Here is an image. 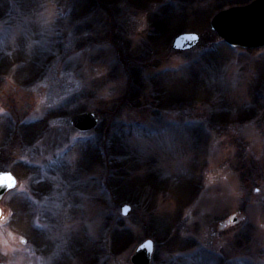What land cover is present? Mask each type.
Returning a JSON list of instances; mask_svg holds the SVG:
<instances>
[{"label": "rangeland", "instance_id": "374dc122", "mask_svg": "<svg viewBox=\"0 0 264 264\" xmlns=\"http://www.w3.org/2000/svg\"><path fill=\"white\" fill-rule=\"evenodd\" d=\"M138 1L0 0V61L22 50L43 64L39 76L24 66L22 83L0 76V116L52 117L26 141L6 129L0 157L19 172L0 199V263L132 264L150 238L149 264H264V96L254 88L264 93V46L232 48L209 28L219 10L252 0ZM182 32L198 33L197 45L173 49ZM130 69L139 83L129 92ZM161 71L175 75L154 84ZM168 77L192 82L183 92L201 98L160 109L154 97ZM83 112L97 118L90 130L70 124ZM182 184L194 195L180 207L172 189ZM13 199L31 214L16 227ZM171 213L158 243L145 225ZM173 240L189 246L177 252Z\"/></svg>", "mask_w": 264, "mask_h": 264}, {"label": "trees", "instance_id": "16d2710c", "mask_svg": "<svg viewBox=\"0 0 264 264\" xmlns=\"http://www.w3.org/2000/svg\"><path fill=\"white\" fill-rule=\"evenodd\" d=\"M90 1H91V4H95V5L98 6V3L96 2V0H90ZM158 1H160V0H147V1L146 0L145 1L144 0H139L138 2H139V5H141L144 8H146L148 6V4L156 3ZM159 4L160 3H157V5H159ZM167 5H168V3L163 2L162 4L159 5V7H160V9H163ZM171 21H172V19H168V22H171ZM181 22L184 25V27H187V26H188V28L191 27V26L192 27H197V26H195L196 24H190V23L186 22L184 19ZM196 23L199 24V21L196 22ZM156 25H158V29H159L160 21H158ZM184 27H182V28H184ZM177 30H178V28H177ZM151 37L154 38L153 40L155 42L156 39L161 37V34H157L156 32H153ZM154 44L156 46H158V47H162V45H163V44L159 45V42H155ZM213 44H214V42H213ZM213 48H214V45L211 44V48H210V50L209 49L208 50L211 51V53H213L212 52L214 50ZM157 50H158V48H157ZM22 52L23 51L20 50L18 52L19 55L13 54V56L9 60V62H11V64L7 63L6 60H4V61L1 60L0 61V76L11 75L18 83H22L24 80L27 79L26 77L23 76L24 75L23 74L24 66H26L27 64L28 65H32V66L35 65V67H36V75L37 76L40 75V73L42 72L41 71L42 68H39V67L42 66L43 64H41V63L37 64V62L35 61V59L33 57L25 56V54L22 53ZM18 63L21 65V66H18L19 68L17 67ZM16 67H17V69L15 71ZM130 73L132 75V78H131L132 83H130V85H129V92L131 91L133 83L134 84H135V82L139 83L138 80L134 79L136 77V75L138 74V70L135 71L134 69H132V70L130 69ZM166 75H175V74L174 73H172V74L168 73L167 71L157 72V73H155L152 76V78H151L152 82H154V84H155V82H159V81L162 80L159 77H164ZM164 82L165 81L163 80V84L164 85L166 83H171V84H169V86L166 85L161 90L159 89V91H156V96L154 97V99L157 101V104H158L157 106L160 109L161 108L162 109H166V108H169V107H171L172 105H175V104L179 105V104L182 103L183 100L188 102V103H190L193 100L196 101L197 98H201L202 94L200 92L199 93L194 92V94H188V93L185 94V92H183V90H185V91L187 90V87H190V84H192V82H182L181 83V81H179V79L178 80L175 79L173 81L170 77H168V79H167V81L165 83ZM194 83H195V86H197L196 82H194ZM258 87H259V84L254 86V88L256 89V94L259 95V93L261 92V94L259 96H261V97H262V95L264 96V93L262 92L263 90H260ZM50 114H51V112L49 114H47L44 118H42V119H40L38 121L32 122V123H16V124H13L9 120H7L6 118H3V117L0 116V132H2L0 134L1 135V137H0V146H1V144L4 145V142H5L4 140L8 138V135H5V134H7L6 129H8V132H10V135H11V133L14 134V135H19L21 137V139H23V141H26L27 139L29 140L31 132H33V134H34L36 131H40L41 132V131H43V129H45L46 122L50 118H52V117H49ZM52 114H54V113H52ZM250 115L251 114H249V111H248V114L240 112V115L238 117H239V119L241 121L242 120L246 121L247 119L250 118ZM217 117H218V120H220L222 122L225 120V119H222V115L221 114H218V115L215 116V118H217ZM24 143L27 144V142H24ZM3 145H2V147H3ZM94 152H96L98 154V151L94 150ZM8 163L9 162H7L5 159H2L0 157V170H10L16 176L18 174L17 172H19V171L16 170V168L18 167L19 163L17 164V163H15V161H12V163L9 164V165H8ZM155 182H156L157 185L159 184L157 182V180H154V183ZM160 184H162V185L164 184L166 186L167 182H162L161 181ZM187 184H189V187H190V183H187ZM189 187L187 188L184 184H182V185H180L178 187V189L176 187L172 189V190H175V192L173 193V196H175V198L177 200H179L178 204H179L180 207L184 206L186 203H188L190 201V199L194 195V192H193L194 188L192 187L190 189ZM177 190H179V193H177ZM130 198L131 197H129V199ZM11 203H10V205L12 206L10 208L11 209V211H10L11 212V219L9 220V222L11 224L13 223V225L16 227V225L19 224L21 221H23V219L25 217H27V218L31 217V214H30L29 206L23 205L21 203V201H19L18 199L17 200L13 199L11 201ZM176 216H177V214L175 215L174 213L173 214L171 213L169 215V217L167 218V220H160V219L157 220L156 218H154V219L151 218V220L147 221L146 226L148 227V230H149L150 234L155 239H157L158 243L161 240L158 239L159 237L157 235L160 233L161 235H164L165 238L168 237L167 236L168 235V229H170V226H172L173 222H175ZM31 230H32V232H34V229L33 228L31 229V227H29V229H24L23 232L28 234V233H31ZM169 243H171V245H170L171 247L175 248L177 250V252H180V253L183 252L187 248V246H189L185 242H179V241H175V240H173V241H171ZM162 244H164V243H162ZM119 247L121 248L122 246H120V244H118V241L113 240V251L117 252V250L120 249Z\"/></svg>", "mask_w": 264, "mask_h": 264}, {"label": "water", "instance_id": "95a60500", "mask_svg": "<svg viewBox=\"0 0 264 264\" xmlns=\"http://www.w3.org/2000/svg\"><path fill=\"white\" fill-rule=\"evenodd\" d=\"M210 28L231 46L247 49L264 46V0H253L246 5L220 10L210 20ZM198 42V33L184 32L174 37L172 48L184 51L194 47ZM70 124L76 129L88 130L97 124V118L93 112H84L72 116ZM14 186L15 178L11 173L0 172V198ZM129 210L128 205L121 206L123 214L128 213ZM152 251L153 242L150 239L144 240L132 253L131 262L149 264Z\"/></svg>", "mask_w": 264, "mask_h": 264}]
</instances>
